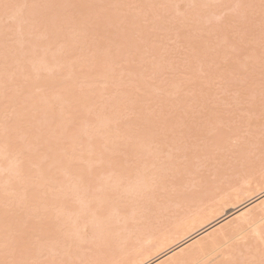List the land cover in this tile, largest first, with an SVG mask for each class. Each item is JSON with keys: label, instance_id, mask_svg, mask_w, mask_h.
Wrapping results in <instances>:
<instances>
[{"label": "bare ground", "instance_id": "obj_1", "mask_svg": "<svg viewBox=\"0 0 264 264\" xmlns=\"http://www.w3.org/2000/svg\"><path fill=\"white\" fill-rule=\"evenodd\" d=\"M175 1L185 4H177L179 10L187 9L180 21L179 10L171 5ZM216 1L0 0V167L4 164L9 171L6 176L0 171V264H264V118L250 121V130L243 135L234 121L231 130L219 127L229 118L220 110H208L206 102L209 85L219 80L225 88L230 85L228 90L241 92L235 102L253 103L251 111L257 115L264 112V46L260 53L252 49L264 40L258 32L264 33V24L259 18L251 23L257 11L253 0H239L247 22L237 27L210 23L197 28V22L216 14L213 10L219 12L220 8H214ZM230 2H226L227 10ZM136 5L137 9L146 6L153 17L158 14L150 31L140 25L143 21L147 26L150 14L138 18ZM127 6L134 7L129 17L120 13ZM8 18L11 24H6ZM233 27L241 29L238 37ZM254 29L256 38L250 34ZM172 31L191 51L184 62L192 63V78L176 82L179 65L171 70L176 63L164 62L168 57L160 56L161 63H169V70L178 75L167 93L177 96L182 89L183 98L191 97L187 92L194 94L190 92L193 95L186 100L178 96L166 108L208 107L198 125L190 123L195 112L187 117L191 128L180 122L186 130L174 131L175 139L169 128L165 134L158 130L163 119L152 114L151 107L157 105L155 96L162 91L156 94L145 77L166 71L161 69L157 44L161 36L167 41L165 36ZM232 31L231 38L235 36L237 42L229 39ZM249 34L255 42L251 50L245 47L251 43ZM144 54L158 55L151 57L152 62L158 59L154 67L150 65L153 72L136 60L142 66H133L131 58L140 60ZM223 60L226 63L221 66ZM127 70L132 84L130 88L123 80L129 87L123 89L118 82L125 79L122 75ZM248 70L263 77L259 91L257 77L246 78ZM200 71L205 76L197 80ZM116 83L121 92L115 90ZM132 88L139 91L137 96ZM259 97L261 101L256 102ZM5 106L11 110L10 123L2 118ZM162 109L157 110L159 116ZM124 112L134 113L135 118L125 113V119ZM174 113L170 121L171 116H179V111ZM139 125H145L144 133L136 129ZM85 136L91 149L82 146L80 139ZM186 137L198 139L194 143L192 139L191 149L201 142L202 149L182 152L186 162L177 165L174 157L182 151L179 140ZM155 139L162 142L153 153L149 141L153 144ZM167 148L175 153L164 163L165 157L159 156ZM123 155L129 160H120ZM95 161L93 176L90 170L94 171ZM154 164L157 169L152 171ZM109 171L113 178L106 180ZM102 175H107L104 181ZM99 179L103 182L97 192ZM73 203L75 207L70 206ZM42 257L48 259L35 262Z\"/></svg>", "mask_w": 264, "mask_h": 264}, {"label": "rangeland", "instance_id": "obj_2", "mask_svg": "<svg viewBox=\"0 0 264 264\" xmlns=\"http://www.w3.org/2000/svg\"><path fill=\"white\" fill-rule=\"evenodd\" d=\"M193 1V0H192ZM195 1V0H194ZM197 1V0H196ZM254 2H253V6H254V4H256L255 6H254V10H257V11H254V14H255V12H256V14L254 15H252L251 16V18H252V21H251V23L252 22H255L256 20H257V18H259V21L261 22V23H263L264 24V12L262 13L261 11H262V9L264 10V0H259L258 2L259 3H257L256 1L257 0H253ZM217 3L215 4V9H217V8H220L219 9V12H217L216 10H213L214 11V13H216L215 15L213 14V16L212 15H210V14H212V13H210L209 14V17H207V18H209L210 20H208L207 22V24L206 23H204V22H206V19H205V21H202L204 24H202V22L200 23H198L197 22V24H201V25H203V27H208V26H212L211 24H213V26H216L217 24L219 25V26H221V27H225L226 25L227 26H229V25H231V24H229V23H232V25L231 26H236L237 25V23H239V26L241 25V24H243L244 22H247L246 20L247 19H244V18H248V17H246V14H245V11H244V13H243V10L245 9V6L243 5V3L241 4V2L239 1V0H232V3L230 2V9H231V13L229 12L230 11V9L229 10H227L226 9V7H225V5H226V2H227V0H218V1H216ZM236 2H238V3H240V5L239 6H236L235 8H233L234 7V5H235V3ZM220 3H222L223 4V7L220 5ZM237 3V4H238ZM177 4L178 5H180L181 7L183 6V5H185L184 3L183 4H181V3H179V2H172L171 3V5H173V7H174V9L175 10H177V12H178V8H179V6H177ZM232 4H233V7H232ZM236 4V5H237ZM257 4H259V5H257ZM218 5H220L219 7H218ZM261 5H262V7H261ZM134 6V5H133ZM261 7V9H260V7ZM131 8H134V7H132V6H130ZM130 7H126V8H124V9H121V10H123V12H121V10H120V13L121 14H123V15H125V16H130L131 14H132V11H131V8ZM137 5L135 6V8L133 9L134 10V15H136L138 18H141V17H143V16H146V15H148V14H150V16H151V14L152 13H150V11H149V13H148V8L146 7V6H144V7H141V9H143V10H141V9H137ZM175 7H177V9L175 8ZM180 7V10H179V12L176 14V11H175V14H176V16H177V20L178 21H180V19H183V16H186V15H184V14H186L185 12H187V9H186V7L184 6L183 8H181ZM222 7V8H221ZM225 7V8H224ZM259 7V8H258ZM130 8V9H129ZM184 8H185V10H184ZM213 8V9H214ZM256 8H258V9H256ZM235 9V10H234ZM238 9H240V10H238ZM128 10H129V12H130V14H127V12H128ZM218 10V9H217ZM259 10H260V13H258L259 12ZM119 10H117V12H118ZM233 11V12H232ZM145 12H147V13H145ZM237 12H240V13H237ZM247 12V11H246ZM119 13V14H120ZM181 13H182V15H181ZM244 14V16L245 17H242V16H240V14ZM146 14V15H145ZM241 14V15H242ZM262 14H263V16H262ZM133 15V14H132ZM221 15V16H220ZM229 15H230V17H229ZM233 15V16H232ZM240 17H239V16ZM149 16V17H150ZM210 16H212L211 18H210ZM228 16V17H227ZM248 16V15H247ZM256 16V17H255ZM258 16V17H257ZM148 17V16H147ZM154 17H155V20H157V17H158V14L156 13V14H154ZM154 17L153 16H151V18L150 19H148L147 20V26L145 25V23H143V21H140L141 23H140V25L141 24H144V26H145V28L147 29V28H149L148 30L150 31V28L151 27H153L154 26ZM214 17V18H213ZM232 17V18H231ZM249 17H250V15H249ZM153 18V19H152ZM185 18V17H184ZM236 20V22L234 23L233 22V20L234 19ZM241 18V19H240ZM254 18H256V19H254ZM263 18V20H260V19H262ZM10 20V21H9ZM153 20V21H152ZM219 20V21H218ZM224 20V21H223ZM234 20V21H235ZM239 20H240V22H239ZM7 21V22H6ZM12 19L11 18H8V19H5V22H6V24L7 23H9V24H11L12 22ZM226 21L228 22V23H226ZM232 21V22H231ZM242 21H244L243 23H242ZM263 21V22H262ZM145 22V21H144ZM150 22H152V23H150ZM217 22V23H216ZM259 22V23H260ZM211 23V24H210ZM216 23V24H215ZM226 24V25H224V24ZM199 25H196V27L198 28V27H201V25L199 26ZM217 25V26H218ZM223 25V26H222ZM141 26H143V25H141ZM238 26V27H239ZM258 26H260V25H258ZM237 27V26H236ZM234 28L233 27V29L232 30H236V31H234V33H238L237 35H236V37H238L240 34H241V31H239V30H241L240 28ZM242 28V27H241ZM245 31V29H244V27H243V32ZM258 32H260L261 34H262V36H263V38H264V33H263V30H262V32L261 31H258ZM258 32H255V29H254V34H253V30H252V32L250 33V34H252V35H254V36H252V35H250L249 34V36H248V38H247V42H249V40H250V36H252L253 38L257 35L256 33H258ZM175 35V33L172 31L171 32V35H169V36H165L166 37V40L168 41H165V42H163L164 40L162 39V38H164V36H161V37H159L160 38V40H159V38H158V41H159V44H161L163 47L162 48H164L165 49V46H166V49H167V47H168V50L166 51V52H168L167 54H169V55H171V56H169V55H167V54H165L166 52H164V49H160V46H159V44H157L158 45V47H159V49H158V47H157V54H159V56L156 54V55H151V56H148V55H146V54H144L143 55V57H141V59L139 60L138 59V57H132L131 59L132 60H134V62L132 63V61H131V63L132 64H136V65H133V66H138L137 68H139V67H141L143 64V66H146V67H149L148 68V72H153V70H152V68L151 67H154V65L153 64H155V63H157L158 61V59H156V61L155 62H152L153 60L152 59H155L156 58V56H158L159 58H162V57H160V56H164V58L167 56L168 57V59H166V60H164L163 58L160 60V63H161V61L162 60H164V62L165 61H167L168 60V62L169 61H171V60H173V61H171V64H173V63H176L175 65L173 64L172 65V67L170 68V66H168V64H166V65H164V63L162 64L161 63V69H165V68H167L166 69V71H164V70H161V71H159L158 73H161V74H159V76L158 77H156V75H158L157 73L156 74H154L153 76H149L150 78H148V76H145L146 77V79H147V82L149 81V83H147V84H150V85H153L152 86V89L154 90V92L156 91V90H158V93L159 92H161V94L163 93V96L161 95V94H159L160 96H157L156 94H158L157 93V91L154 93V96H155V98L156 97H159V99L157 100L156 99V103H157V105H155V106H152L151 107V112H152V114H154V115H156V117L158 118V119H163L159 124H158V130H159V132L162 130V133L163 134H165V131L167 130V128H169V130H171L170 131V136H171V134H172V136L177 132V133H179V132H181V131H183V130H186L187 128H191V127H187L188 126V123L189 122H187L188 120H190V119H188L187 117H190L189 115H193V112H195L194 114H196V115H193L194 117H193V119H191V122L190 123H192L191 124V126H195V125H198V123H197V120H198V118L199 117H201V116H203L205 113H206V111H208V110H212V111H221V113H222V115L223 116H225L226 117V119H228L229 120V122L228 123H222V124H220L219 125V127H222V128H224V129H227V130H231V128H232V125L234 124V126H239L240 125V127H241V132H242V134L243 135H247L248 134V130H250V129H248V124H249V122L250 121H252V122H254L255 120L256 121H258L259 119L260 120H263V118H264V112L262 111L261 112V115H257V113L255 112H252L251 110H252V108L254 107L253 105V103H249V102H244L243 104H242V102H240V101H238V102H235V100L237 101L238 100V98L240 97V95H241V92L238 90V89H234V88H231L230 87V89L228 90V88H229V86H228V84H226L227 86H228V88H227V90H226V88L225 87H223L225 84H224V82H222V81H219V80H216V81H214L213 83H211L210 85H209V88H210V91H207V92H209L208 94H207V98H206V102L209 104H207V106H209V108H211V109H208V107H194L193 105H190V106H188V108H186L187 110L186 111H184L181 107H179V109L176 107V106H173V107H171L170 105L168 106V107H171L170 109H172V111H171V113H169L168 111H170V109L167 107L166 108V105H168L167 103H168V101H169V103H170V101H173V100H176L177 98L176 97H178V98H180L181 100H186V98L187 99H189V98H191L192 97V95L194 94L193 93V91H190V92H192L191 94H190V92H189V94H188V92H187V94L186 95H188V96H191V97H187L186 96V98H183V97H185V96H183L184 94L183 93H185V90H184V92H183V90L181 89V91H180V94L179 95H177V96H174V95H171V94H168L167 93V90L169 91L170 89V87H171V85H170V83H171V80H173L172 82H174V80L176 81V79L174 78L175 76L176 77H178V75H179V78H178V80L176 81V82H179L181 79H184V77H185V79H189V77H191V76H189V72H191L190 70H192V63L190 62L189 64L187 63H185V62H188V56H191V51L189 50V48L188 49H186V47L187 46H185V44H183L182 42H181V39L180 38H178V36L177 35H175V39L172 37L173 35ZM231 34H232V36H233V31H232V33H230L229 34V39H230V41H232V42H235L236 41V38H235V36H234V38H231L232 36H231ZM235 35V34H234ZM170 38V40H168V38ZM251 37V38H252ZM256 38V37H255ZM165 39V38H164ZM174 39V40H173ZM173 40V42H171ZM176 40H178V42H177V44H178V46L176 47L175 45H176V43H175V41ZM255 40V39H254ZM253 39H252V41H254ZM263 41V42H262ZM262 41H260V45L258 46L257 45V49H255L254 50V48H252L253 46V44L255 45V42H251V40H250V45L249 44H247V46H245L247 49L250 47V48H252L253 49V51L254 52H257V53H260V51H261V46L263 45L264 46V40L262 39ZM237 42V41H236ZM246 42V43H247ZM181 43V44H180ZM253 43V44H252ZM179 48V49H178ZM185 48V51H183V49ZM249 48V50H251ZM165 49V50H166ZM175 49V50H174ZM187 50V51H186ZM164 52V53H163ZM179 52V53H178ZM185 52H186V55H185ZM190 52V53H189ZM250 52H252V51H250ZM253 52V53H254ZM171 53V54H170ZM188 53V54H187ZM161 54V55H160ZM190 54V55H189ZM179 55V56H178ZM153 56V58L151 59V57ZM182 56V57H181ZM140 57V56H139ZM157 57V58H158ZM166 57V58H167ZM171 57V58H170ZM180 57V58H179ZM143 58V59H142ZM173 58H175V59H173ZM184 58V59H183ZM144 59H145V61H144ZM187 61H186V60ZM135 60L136 61H139V63L141 62L142 63V65L141 64H139V63H137V62H135ZM184 60H185V62H184ZM264 61V60H263ZM173 62V63H172ZM130 63V64H131ZM148 63V64H147ZM180 63H182V64H180ZM200 63V62H199ZM221 63H222V65L221 64H219V67L217 66V68H219L220 69V65L221 66H224V63H226V61H221ZM148 66H147V65ZM150 65H151V67H150ZM153 65V66H152ZM177 65H179L178 67H176ZM252 65H254L253 63H252ZM200 66H202L201 64H197V67H200ZM174 67H176V69L178 70V72L176 71V70H174L175 71V73H174V71H171ZM182 69H181V68ZM189 67H190V69H189ZM169 68L171 69V70H169ZM180 68V69H179ZM221 68H223V67H221ZM189 69V70H188ZM187 70V71H186ZM181 71H183V72H181ZM128 72V70L127 71H125L124 72V74L122 75V76H124L125 75V79H122V81H119L118 83H119V85H121V86H123V89H124V87L125 88H129L130 87V84H132L131 83V81H130V76H127V73ZM173 72V73H172ZM178 73V75H177V73ZM186 72V73H185ZM127 73V74H126ZM170 73V74H169ZM180 73V74H179ZM187 73H188V76H185V75H187ZM167 74H169L168 76H167ZM198 74V76H199V78L197 79V80H200L202 77H204L205 76V73L204 72H202V71H200L199 73H197ZM247 74H249V77H246V78H248V80H254V78L255 77H257L256 79H255V81L258 83V82H260L261 81V79L263 78L261 75L260 76H253L252 75V73H251V71H249L248 70V73ZM257 74V73H256ZM191 75V74H190ZM166 76V77H165ZM181 76V77H180ZM165 77V78H164ZM260 77H261V79H260ZM155 78H157V80L155 81ZM192 78V77H191ZM145 79V78H144ZM146 79H145V82H146ZM165 79V80H164ZM123 80H125V81H128L129 82V84L128 83H123ZM161 80L163 81L162 83H161ZM247 80V81H248ZM168 81H170V82H168ZM247 81H246V84H247ZM158 82H160L161 84H159L160 86H158L157 84H158ZM118 83H116V84H114L115 85V90H119L120 92L123 90V89H121L122 87H120L119 85H118ZM155 83H157V84H155ZM167 83V84H166ZM168 83H169V85H168ZM175 83V82H174ZM225 83H227V82H225ZM125 84V85H124ZM129 85V87H127L128 85ZM163 84V85H162ZM259 84V83H258ZM257 84V86H256V88L255 89H257V91H259L260 89L259 88H261L260 87V84L258 85ZM127 85V86H126ZM166 85H168L167 86V89L164 91L165 92V94H164V92H163V90H164V88L166 87ZM170 86V87H169ZM211 86V87H210ZM213 86H215V88L213 89L212 87ZM169 87V88H168ZM112 88V87H111ZM113 88H114V86H113ZM112 88V89H113ZM131 88V87H130ZM208 88V89H209ZM223 88V89H222ZM224 88H225V90H224ZM133 89V91L135 92V96H137L138 94H139V91L137 90V89H134V88H132ZM213 89V90H212ZM215 90V91H214ZM223 90V91H222ZM236 90L238 91V92H236ZM214 93H213V92ZM226 91V92H225ZM233 91V92H232ZM249 91V90H248ZM247 91V92H248ZM133 92V93H134ZM181 92H183V93H181ZM207 92H205V95H206V93ZM212 92V93H211ZM231 92V93H230ZM116 94H117V92H115ZM250 93V92H249ZM116 94H113L114 95V99H117V97L115 98V96H116ZM183 94V95H182ZM212 94V95H211ZM258 95L260 94V92H258L257 93ZM169 95H171V96H169ZM183 97H182V96ZM225 95H226V97H225ZM227 95H229V96H227ZM232 95V96H231ZM258 95H257V97H258ZM118 96H120L119 94H118ZM261 96V95H260ZM168 97V98H167ZM210 97V98H209ZM227 97H229V99L227 98ZM232 97V98H231ZM164 98V99H163ZM166 98V99H165ZM183 98V99H182ZM161 99V100H160ZM162 99L164 100V101H162ZM261 99H263V96H262V98ZM261 99H260V97H259V99H256V102H258L259 100L261 101ZM231 102H230V101ZM258 100V101H257ZM209 101V102H208ZM225 101H227L226 103H225ZM228 101H229V104H228ZM259 101V102H260ZM159 102H161V103H165L164 105L163 104H160L159 105ZM172 103V102H171ZM233 103V105H231V104ZM263 102L261 101V105L264 107V105L262 104ZM152 104V103H151ZM150 104V105H151ZM250 104V105H249ZM163 105V106H162ZM159 106H160V108H163L162 109V113H161V116H159V113L157 112V110L158 111H160V108H159ZM251 106V107H250ZM260 106V104L258 105L257 104V107H259ZM164 107H165V109L166 110H168V111H166L165 109H164ZM220 108V109H217V108ZM246 107V108H245ZM261 107V106H260ZM262 107V108H263ZM204 108V109H203ZM246 109V110H243V109ZM173 109H174V111L175 112H178L179 111V113H177V114H179V116L178 117H176L175 116V118H174V115H175V113H174V111H173ZM175 109H177V110H175ZM205 110V111H203V110ZM208 109V110H207ZM227 109H228V111H227ZM261 109V108H260ZM8 110V108L5 106V112H6V114H4V116L5 117H9V118H5V117H2V118H4L5 119V121H8V123H10V121L12 120V115H11V110H10V113H9V110ZM153 110H155V111H153ZM226 110V111H225ZM186 112V114H188V115H186L184 112ZM235 111V112H234ZM238 113H237V112ZM8 112V113H7ZM147 112H149V110L147 111ZM157 112V113H156ZM167 112V116H165L166 113ZM197 112H199V113H201L200 115H199V113H197ZM247 112V113H246ZM251 112V114H249ZM125 113L126 112H124L123 114H121L122 116L124 115V118L125 119H127V114H128V116L130 115L131 117H133V114L134 113H131V112H128V113H126V115H125ZM174 113V115L173 116H171V121H170V119H168V118H170V115H172ZM10 114V115H9ZM143 114H144V109H143ZM168 114H169V117H168ZM234 114H235V118H234ZM241 114H243V115H241ZM253 114V115H252ZM184 116V119H183V117H181V116ZM250 115V116H249ZM252 115V116H251ZM263 115V116H262ZM244 118H243V117ZM258 116H260V117H258ZM261 116H262V118H261ZM197 117V118H196ZM252 117V118H251ZM89 118H94L95 119V116H93V117H91V116H89ZM134 118H135V114H134ZM239 118V119H238ZM7 119V120H6ZM130 119V118H129ZM165 119H168V120H165ZM175 119H178L177 120V122H174V121H176ZM236 119V120H235ZM239 121H238V120ZM244 121H243V120ZM128 120V119H127ZM131 120V119H130ZM195 122L194 124H193V121ZM166 121H170V123L172 124V125H175V126H177V127H179V129L178 128H176L175 126L173 127L170 123H169V125L166 123ZM225 121H227V120H225ZM234 121V122H233ZM237 121V122H236ZM243 121V122H242ZM180 122H181V125H183V126H185L186 127V129H185V127H180ZM232 122H233V124H232ZM239 122H240V124H239ZM174 123V124H173ZM176 123V124H175ZM177 123H178V125H177ZM183 123V124H182ZM190 123H189V125H190ZM244 123V124H243ZM228 124V125H227ZM232 124V125H231ZM43 126V125H42ZM45 126V125H44ZM139 126H141V127H145V125H139ZM141 127L140 128H138V126H137V130H139L140 129V131L142 132V133H144L145 131L144 130H146V128H142L141 129ZM162 127H164V128H162ZM160 128H161V130H160ZM250 128V127H249ZM181 129V130H180ZM247 129V130H246ZM38 130V129H37ZM144 131V132H143ZM174 131H176V132H174ZM215 131V130H214ZM39 132V131H38ZM216 132V131H215ZM245 132H246V134H245ZM176 133V134H177ZM72 136V135H71ZM171 136V138H174V136L172 137ZM70 137V136H69ZM88 138V137H87ZM177 138V137H176ZM72 139H74V137L72 138ZM72 139H70L69 141H71V143L73 144V142L72 141H74V140H72ZM175 139V138H174ZM189 138H185V139H183L182 138V140L180 141L179 140V143H180V146H181V149H182V151L181 152H177V158H175L174 157V161L176 162L175 164H177V165H183L185 162H186V158L184 159V158H182V157H184V156H181V154H183L184 152H191V151H193L192 149L194 148V149H196V150H200V149H202V148H200V147H202L200 144L202 143L201 141H198V142H201L200 144H198L196 147H192V149H191V147H189V144H190V142L192 141V139H190V140H188ZM195 139V138H194ZM193 139V142L192 143H194V141H196V140H198V139H195L194 140ZM77 140H78V137H77ZM76 140V141H77ZM81 141H82V146L83 147H86L87 149H89V147H90V149L92 148L91 147V145H90V141L89 140H87L86 141V136L85 137H83L82 139H80ZM187 141V143H186V141ZM86 141V142H85ZM183 141H185V143L183 142ZM150 142V147L152 148L151 150H152V152L153 151H155L156 152V149L157 148H159V146H160V143L162 142V141H160V140H158V139H155L154 140V143L152 144V140L151 141H149ZM149 142H148V144H149ZM75 143V142H74ZM157 143V144H156ZM178 143V142H177ZM178 143V144H179ZM185 144V145H184ZM152 145V146H151ZM182 146H183V148H182ZM94 148H96L95 146H94ZM168 149V152L165 154V153H162L159 157L160 158H164V160L165 161H163L164 163H166L167 162V158L169 157V155H170V153H175V151H173L172 150V148H167ZM191 149V150H190ZM172 150V151H171ZM183 152V153H182ZM154 153V152H153ZM154 155H157V153L156 154H154ZM122 156V155H121ZM121 156H119V159L120 160H124V161H128L129 160V158H128V156H124L123 155V157L122 158H120ZM153 155L151 154V156H150V154H149V157H152ZM99 157V156H98ZM178 157L179 158H181V162H179V163H177V160H178ZM8 158V157H7ZM96 158H97V156H96ZM160 158H158V160L160 159ZM98 160H99V158H97ZM97 159H96V161H97ZM133 159H135V158H133ZM140 159V158H139ZM184 159V160H183ZM7 160V159H6ZM96 161L94 162V163H92L91 165H92V170H94V171H92L91 172V170H90V175H93L94 173H95V169H93V167L94 166H96ZM160 161V160H159ZM162 161V160H161ZM183 161V162H182ZM6 162V161H5ZM5 162H3V163H5ZM197 162V161H196ZM156 163V165L157 166H159V165H161V164H158L159 162L158 161H156L155 162ZM0 166H1V162H0ZM165 166L166 167H170V164H165ZM4 167H5V165L3 164V166L2 167H0L1 169H0V171H2V170H4ZM152 168H154V169H151L152 171H155L157 168H156V166H155V164L152 166ZM156 168V169H155ZM50 170H52V169H50ZM7 171V172H6ZM9 171L8 170H4V176H6L7 175V173H8ZM5 173H6V175H5ZM111 173L112 174H114L113 173V171H109V173H108V177H107V175H105L106 177H104L103 175H102V180L103 179H105L106 178V180L107 179H112L113 177L111 176ZM1 174H2V172H1ZM96 174V173H95ZM94 176V175H93ZM114 176V175H113ZM101 179H99L97 182H99L100 184H98L96 187H100V185L102 184V182L104 181H102ZM98 187V188H99ZM94 189H95V187H94ZM96 191L97 192H99L100 191V188L99 189H97L96 188ZM69 206V205H68ZM71 207H75L74 206V203H73V205L71 204L70 205ZM69 206V207H70ZM77 206V205H76ZM47 259H48V257H46ZM41 260H35V262H38L39 263V261H46L47 259H43V257L42 258H40ZM43 259V260H42ZM41 263V262H40Z\"/></svg>", "mask_w": 264, "mask_h": 264}]
</instances>
